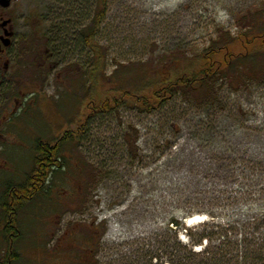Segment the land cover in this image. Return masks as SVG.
<instances>
[{"label": "rangeland", "instance_id": "374dc122", "mask_svg": "<svg viewBox=\"0 0 264 264\" xmlns=\"http://www.w3.org/2000/svg\"><path fill=\"white\" fill-rule=\"evenodd\" d=\"M76 2L13 0L6 11L23 95L0 117L1 205L21 204L11 193L37 142L80 133L62 149L64 171L17 213L18 233L0 231V264H264V55L203 94L177 89L152 111L134 99L195 71L209 50L263 34L264 0H106L103 13ZM195 216L205 221L187 226Z\"/></svg>", "mask_w": 264, "mask_h": 264}, {"label": "trees", "instance_id": "16d2710c", "mask_svg": "<svg viewBox=\"0 0 264 264\" xmlns=\"http://www.w3.org/2000/svg\"><path fill=\"white\" fill-rule=\"evenodd\" d=\"M61 2L65 6H69V8H67L69 10H71L74 6H77L76 0H61ZM94 3L95 5H98L97 11L100 10L103 13V7L105 6L106 0H96ZM94 17L95 22H93V26L90 30L91 34L85 38L86 43L87 40L88 42H91V39L94 37L95 33L93 32L96 31V24L101 20L102 14L99 13ZM255 31L257 33L251 31L250 33L239 35L237 38L228 42V44L224 43L221 47L209 50L204 55H202L200 67H198V69L195 71L184 74L179 78H171L170 81L164 79V81L153 83L151 86L153 87V90L150 94V97L135 98L134 96L135 104L142 110L152 111L157 107L162 106L166 101H169L171 95L177 89H187L188 91L194 93L203 94L205 90H208V85L213 82V79L217 75H224L226 72L232 74L238 68H240V65L247 66L249 62L256 59V54L264 55V33H260L261 31L258 28ZM258 68H260V65ZM255 70L250 73L251 77L257 75ZM123 97L132 98L133 96L129 95L128 93H124ZM117 103L118 101L115 98L114 100L112 99V101L109 99H104L102 104L100 103L98 109H90V113H87L85 123L90 118L94 117L96 113L106 112L107 109H110ZM93 104L94 103L89 104L88 108ZM79 133V131L76 133L66 132L60 137L59 140L55 141L52 146L49 144H42L41 142L36 143L33 170L28 177L26 184L18 187L21 192L19 193L15 191L16 194H14L13 191V193H11L16 200L21 201V204L17 205L14 203L15 201L13 202L14 204H11L6 201L3 202L2 205V208L4 207L6 213V223L10 222V225L14 226V230L12 232L16 231V233H18L16 225L17 213L21 211V209L25 206V203L33 200L35 195L46 192V190H48L47 187L50 183L49 180H51L52 175H56L58 172L60 173L61 171H64L65 168L62 162L63 157L61 153L62 149L67 144L79 139V136H76ZM24 196L28 199L26 200ZM171 224L178 227V224ZM204 237L205 236L202 238ZM194 245L195 244L193 243L192 246ZM185 249L187 250V248ZM193 250L194 249H192V247L188 249L191 256L200 255L193 252ZM10 251L11 248L9 249V252ZM199 264L207 263L201 261Z\"/></svg>", "mask_w": 264, "mask_h": 264}, {"label": "flooded vegetation", "instance_id": "af4514ba", "mask_svg": "<svg viewBox=\"0 0 264 264\" xmlns=\"http://www.w3.org/2000/svg\"><path fill=\"white\" fill-rule=\"evenodd\" d=\"M12 2L13 0H11L9 8H0V103L9 102L11 105V109L9 111H7L9 106L6 108L5 106L0 105V117L3 120L12 116L13 112L17 110L19 105V107H21V97H16L17 95H23L22 91L18 87H15L17 91V95L15 96L12 89V85L14 87V85L16 86V84L20 81L18 75L13 73V71L19 63L17 61L21 52L19 42L17 40L18 34L16 24L11 17L6 15V11L11 8ZM2 98H6L5 101H3ZM2 205L0 202V211L3 221L0 231L6 240V237H10L12 231L14 230V226L10 225V222H5L6 213L4 207L2 208ZM10 252L8 254L11 255Z\"/></svg>", "mask_w": 264, "mask_h": 264}, {"label": "bare ground", "instance_id": "6f19581e", "mask_svg": "<svg viewBox=\"0 0 264 264\" xmlns=\"http://www.w3.org/2000/svg\"><path fill=\"white\" fill-rule=\"evenodd\" d=\"M205 220L199 216L191 217L186 221L187 226L197 225L203 223ZM198 250V249H196Z\"/></svg>", "mask_w": 264, "mask_h": 264}, {"label": "water", "instance_id": "95a60500", "mask_svg": "<svg viewBox=\"0 0 264 264\" xmlns=\"http://www.w3.org/2000/svg\"><path fill=\"white\" fill-rule=\"evenodd\" d=\"M11 0H0V8L7 9L9 8Z\"/></svg>", "mask_w": 264, "mask_h": 264}]
</instances>
